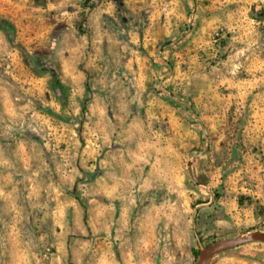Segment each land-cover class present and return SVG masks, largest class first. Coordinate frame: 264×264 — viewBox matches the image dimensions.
Here are the masks:
<instances>
[{
	"label": "rangeland",
	"instance_id": "obj_1",
	"mask_svg": "<svg viewBox=\"0 0 264 264\" xmlns=\"http://www.w3.org/2000/svg\"><path fill=\"white\" fill-rule=\"evenodd\" d=\"M255 230L264 0H0V264H195Z\"/></svg>",
	"mask_w": 264,
	"mask_h": 264
},
{
	"label": "water",
	"instance_id": "obj_2",
	"mask_svg": "<svg viewBox=\"0 0 264 264\" xmlns=\"http://www.w3.org/2000/svg\"><path fill=\"white\" fill-rule=\"evenodd\" d=\"M252 241H264V232L260 230L245 232L236 236L224 237L213 241L199 249L195 264H203L204 259L231 246H239Z\"/></svg>",
	"mask_w": 264,
	"mask_h": 264
},
{
	"label": "bare ground",
	"instance_id": "obj_3",
	"mask_svg": "<svg viewBox=\"0 0 264 264\" xmlns=\"http://www.w3.org/2000/svg\"><path fill=\"white\" fill-rule=\"evenodd\" d=\"M115 63H116V61H115ZM114 64V63H113ZM125 75V74H124ZM138 158V157H137ZM145 159V158H144ZM138 160V159H137ZM147 169V168H146ZM157 175H158V173H156ZM158 181V180H157ZM145 183V182H144ZM148 183V182H147ZM131 184V183H130ZM133 185V184H132ZM151 185V184H150ZM143 186V185H142ZM141 186V187H142ZM146 186V185H145ZM150 187V186H149ZM160 188H161V186H160ZM141 189H143V188H141ZM148 189V188H147ZM145 191V190H144ZM153 193V192H152ZM143 194V193H142ZM154 194V193H153ZM161 194V193H160ZM157 195V194H156ZM150 196V195H149ZM145 197H148V195L147 196H145ZM155 197V196H154ZM142 199V198H141ZM152 199V198H151ZM151 199H150V201H151ZM155 200V199H154ZM155 202V201H154ZM130 204V203H129ZM137 204V203H136ZM142 204V203H141ZM153 204V203H152ZM132 205V204H131ZM157 205V204H156ZM155 205V206H156ZM133 206V205H132ZM128 207V206H127ZM131 208V207H130ZM148 208V207H147ZM152 209H153V207H152ZM133 210H136V212L134 213L133 212V214H134V220H133V224L135 225L136 224V222L137 223H139V221H138V219H139V216H142L143 217V220L140 222V228L143 226V228L144 229H146V227H147V231H150L149 233L147 232V236H148V234H150V233H152V229L150 230L149 229V225H146L145 224V222L147 221V222H149V220L150 219H153L152 221H153V223L154 222H157V219H159L160 218V215H159V208H158V206L157 207H155L153 210H149L148 212V214H146L147 213V211L145 210V213H144V216H143V212H144V208L143 207H138V209L134 206V207H132V210L131 211H133ZM161 214V213H160ZM162 216V215H161ZM120 221H126V222H130V220L128 219V220H126V218H124L123 217V215H122V219L119 217V220H118V222L120 223ZM151 222V221H150ZM160 222V221H159ZM132 223V222H131ZM103 227V226H102ZM157 228V227H156ZM127 245H129V238L126 240V241H124L119 247H118V254L120 253V252H123L125 249H126V247H127ZM208 257V256H207ZM206 257V258H207ZM204 259V262H203V264H205V262H206V260L207 259Z\"/></svg>",
	"mask_w": 264,
	"mask_h": 264
},
{
	"label": "crops",
	"instance_id": "obj_4",
	"mask_svg": "<svg viewBox=\"0 0 264 264\" xmlns=\"http://www.w3.org/2000/svg\"><path fill=\"white\" fill-rule=\"evenodd\" d=\"M253 247H239V249L235 248V251H221L220 253H217L214 257L211 258L212 264H238V263H243V264H251L249 259H246L243 257H238L237 254L239 252H247V250L252 249ZM257 249L259 250H264V247L258 246ZM264 260V257H262Z\"/></svg>",
	"mask_w": 264,
	"mask_h": 264
},
{
	"label": "trees",
	"instance_id": "obj_5",
	"mask_svg": "<svg viewBox=\"0 0 264 264\" xmlns=\"http://www.w3.org/2000/svg\"><path fill=\"white\" fill-rule=\"evenodd\" d=\"M199 252V249L197 248L195 251H194V254L197 255Z\"/></svg>",
	"mask_w": 264,
	"mask_h": 264
}]
</instances>
